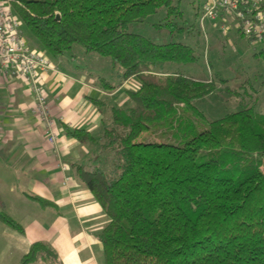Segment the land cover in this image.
Instances as JSON below:
<instances>
[{"label":"trees","instance_id":"16d2710c","mask_svg":"<svg viewBox=\"0 0 264 264\" xmlns=\"http://www.w3.org/2000/svg\"><path fill=\"white\" fill-rule=\"evenodd\" d=\"M0 1L11 2L49 57L79 45L110 57L118 81L139 82L124 106L95 101L108 107L99 137L64 126L79 143L100 145V164L77 173L108 217L98 233L104 264H264V112L251 106L207 119L198 103L217 91L215 80L164 71L196 63V49L129 30L166 10L154 25L184 34L182 0ZM101 84L109 93L118 87ZM0 220L23 231L7 213ZM57 258L40 241L21 264Z\"/></svg>","mask_w":264,"mask_h":264},{"label":"crops","instance_id":"0c3cea01","mask_svg":"<svg viewBox=\"0 0 264 264\" xmlns=\"http://www.w3.org/2000/svg\"><path fill=\"white\" fill-rule=\"evenodd\" d=\"M75 49L50 57L56 70L40 75L55 142L50 141L47 123L35 110L29 84L0 68V212L23 226L18 231L0 220V264H21L40 241L50 244L58 258L30 264H104L98 233L108 217L77 173L78 165L94 168L100 164V145L79 143L66 135L64 126L84 128L96 136L107 121L108 107L95 101L110 102L123 82L119 86L93 71L87 61L79 60ZM102 78L119 87L107 92Z\"/></svg>","mask_w":264,"mask_h":264},{"label":"rangeland","instance_id":"374dc122","mask_svg":"<svg viewBox=\"0 0 264 264\" xmlns=\"http://www.w3.org/2000/svg\"><path fill=\"white\" fill-rule=\"evenodd\" d=\"M203 1L182 0L179 3L183 17L178 20V24L186 29L184 34H172L154 25L163 21L166 10L145 21L132 23L129 30L157 42L181 41L196 49L198 56L196 63L170 64L171 67H164V71L175 70L198 79L215 80L217 91L198 103V107L207 119L212 120L228 112L251 106L259 112H264V54H260L264 49L260 48L261 44H250L245 38L233 34L226 37L219 27H213L210 22L206 23L208 44L199 19ZM75 48L79 53V60L87 61L93 71L112 78L113 82L120 84L119 86L123 82L119 92L116 91V95L110 97L112 98L110 102L119 106L126 105L128 100L125 89H137V80L118 81L117 77L120 78L121 75L119 76V71L114 67L110 57H103L94 52L88 53L79 45ZM102 131L103 129H100L96 135L99 137ZM143 139L144 136H141L139 140ZM104 165L109 168L112 166L105 159Z\"/></svg>","mask_w":264,"mask_h":264},{"label":"built area","instance_id":"2783aa9c","mask_svg":"<svg viewBox=\"0 0 264 264\" xmlns=\"http://www.w3.org/2000/svg\"><path fill=\"white\" fill-rule=\"evenodd\" d=\"M206 42L210 22L227 37L233 34L264 49V0H204L199 14ZM0 68L29 84L36 101V112L46 121L50 141H56L50 103L40 75L56 70L46 52L30 45L23 23L11 2L0 1Z\"/></svg>","mask_w":264,"mask_h":264},{"label":"water","instance_id":"95a60500","mask_svg":"<svg viewBox=\"0 0 264 264\" xmlns=\"http://www.w3.org/2000/svg\"><path fill=\"white\" fill-rule=\"evenodd\" d=\"M58 17H59V15H58Z\"/></svg>","mask_w":264,"mask_h":264}]
</instances>
